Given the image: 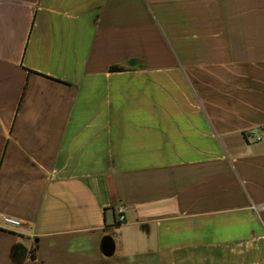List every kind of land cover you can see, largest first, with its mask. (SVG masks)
<instances>
[{
  "label": "crops",
  "instance_id": "1",
  "mask_svg": "<svg viewBox=\"0 0 264 264\" xmlns=\"http://www.w3.org/2000/svg\"><path fill=\"white\" fill-rule=\"evenodd\" d=\"M0 264H264V0H0Z\"/></svg>",
  "mask_w": 264,
  "mask_h": 264
},
{
  "label": "built area",
  "instance_id": "2",
  "mask_svg": "<svg viewBox=\"0 0 264 264\" xmlns=\"http://www.w3.org/2000/svg\"><path fill=\"white\" fill-rule=\"evenodd\" d=\"M260 136H258L259 138ZM123 210L121 209L120 212H122ZM124 220V215L122 213L119 214L118 218H117V221L118 222H122ZM1 223L4 225V226H9V227H16V226H19L20 225V221L16 218H13L11 216H3L1 218Z\"/></svg>",
  "mask_w": 264,
  "mask_h": 264
},
{
  "label": "water",
  "instance_id": "3",
  "mask_svg": "<svg viewBox=\"0 0 264 264\" xmlns=\"http://www.w3.org/2000/svg\"><path fill=\"white\" fill-rule=\"evenodd\" d=\"M101 248L105 255H110L114 250V242L111 236L106 235L102 239Z\"/></svg>",
  "mask_w": 264,
  "mask_h": 264
},
{
  "label": "trees",
  "instance_id": "4",
  "mask_svg": "<svg viewBox=\"0 0 264 264\" xmlns=\"http://www.w3.org/2000/svg\"><path fill=\"white\" fill-rule=\"evenodd\" d=\"M111 70H121L122 68L121 67H118L116 65H112L109 67Z\"/></svg>",
  "mask_w": 264,
  "mask_h": 264
}]
</instances>
